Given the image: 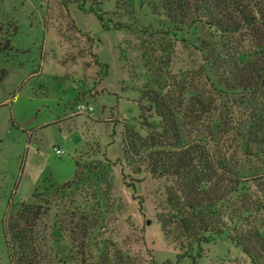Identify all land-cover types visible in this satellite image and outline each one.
I'll return each mask as SVG.
<instances>
[{"label":"rangeland","instance_id":"374dc122","mask_svg":"<svg viewBox=\"0 0 264 264\" xmlns=\"http://www.w3.org/2000/svg\"><path fill=\"white\" fill-rule=\"evenodd\" d=\"M76 2L0 0V264H12L4 221L19 204L34 197L44 205L48 195L54 200L37 225L38 264H90L111 244L139 264L151 261L149 251L159 264H252L231 239L241 223L189 251L168 243L156 219L167 181L148 172L135 176L123 160V132L139 131L147 114L142 89L163 85L167 76H194L201 84L209 68L203 49L221 36L196 19L173 24L147 0H85V11ZM118 22L130 29L115 30ZM253 35L264 44V25ZM206 71L217 83L215 72ZM80 105L92 113H77ZM90 190L107 204L83 249L74 232L78 212L90 209Z\"/></svg>","mask_w":264,"mask_h":264},{"label":"trees","instance_id":"16d2710c","mask_svg":"<svg viewBox=\"0 0 264 264\" xmlns=\"http://www.w3.org/2000/svg\"><path fill=\"white\" fill-rule=\"evenodd\" d=\"M84 1L76 2L81 11ZM147 5L173 24L205 22L221 39L215 47L203 49L209 68L202 70L201 84L194 76L191 80L167 76L163 85L142 89L147 114L139 125L145 135L130 127L123 132L124 164L135 176L148 172L167 181L156 219L168 243L189 251L222 236L230 224L241 223L232 242L252 264H264V230L256 223L264 215V44L253 35L255 27L264 25V0H147ZM94 14L110 31L105 15ZM124 29L130 28L115 24V30ZM208 69L215 72L217 83L206 74ZM123 178L134 187L127 181L129 175ZM90 192L86 202L90 209L78 212L74 232L83 249L100 227L98 217L107 204L100 194ZM53 198L43 200L46 208ZM44 205L33 197L14 207L15 213L4 221L12 264L39 263L37 225ZM149 252L148 264H159ZM90 264L139 262L111 244Z\"/></svg>","mask_w":264,"mask_h":264},{"label":"built area","instance_id":"2783aa9c","mask_svg":"<svg viewBox=\"0 0 264 264\" xmlns=\"http://www.w3.org/2000/svg\"><path fill=\"white\" fill-rule=\"evenodd\" d=\"M77 113L79 114H90L92 113V108H89L88 106H85V105H80L77 107ZM54 153L57 155V156H62L64 153L59 150V149H54Z\"/></svg>","mask_w":264,"mask_h":264},{"label":"water","instance_id":"95a60500","mask_svg":"<svg viewBox=\"0 0 264 264\" xmlns=\"http://www.w3.org/2000/svg\"><path fill=\"white\" fill-rule=\"evenodd\" d=\"M148 224H150V222H148Z\"/></svg>","mask_w":264,"mask_h":264}]
</instances>
